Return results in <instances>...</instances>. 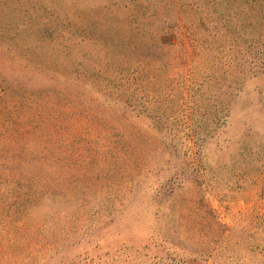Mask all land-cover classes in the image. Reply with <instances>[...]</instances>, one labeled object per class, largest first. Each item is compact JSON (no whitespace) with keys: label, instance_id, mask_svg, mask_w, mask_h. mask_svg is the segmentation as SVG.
Here are the masks:
<instances>
[{"label":"rangeland","instance_id":"obj_1","mask_svg":"<svg viewBox=\"0 0 264 264\" xmlns=\"http://www.w3.org/2000/svg\"><path fill=\"white\" fill-rule=\"evenodd\" d=\"M0 264H264V0H0Z\"/></svg>","mask_w":264,"mask_h":264}]
</instances>
